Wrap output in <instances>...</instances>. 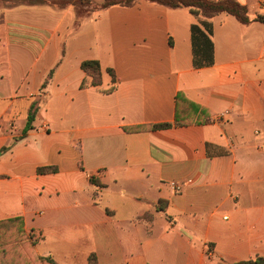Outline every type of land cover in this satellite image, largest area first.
<instances>
[{"label":"crops","instance_id":"crops-1","mask_svg":"<svg viewBox=\"0 0 264 264\" xmlns=\"http://www.w3.org/2000/svg\"><path fill=\"white\" fill-rule=\"evenodd\" d=\"M237 1L250 23L214 16L213 62L197 66L202 19L188 9L140 0L78 19L73 6L0 0V221L23 218L35 257L264 258V0ZM85 61L99 62L100 85Z\"/></svg>","mask_w":264,"mask_h":264},{"label":"trees","instance_id":"trees-1","mask_svg":"<svg viewBox=\"0 0 264 264\" xmlns=\"http://www.w3.org/2000/svg\"><path fill=\"white\" fill-rule=\"evenodd\" d=\"M5 2H17L13 5H50L57 9H64L73 6L78 19L85 15L82 9L86 5L92 4L90 0H3ZM140 0H103L101 4L95 6L97 10H104L113 6L130 7ZM165 6L169 9H188L196 17L203 16L199 24L192 26L193 48L195 55V65L201 66L213 62L212 43V23L211 19L221 13L235 16L241 23H250L249 11L246 6L241 5L237 0H147ZM95 12V9H94ZM257 22L264 24V16H258ZM82 70L91 78V84L98 86L101 84V67L98 61H85L82 63ZM115 78L113 70H108ZM38 103L34 102L28 116L27 125L23 131L25 135L33 128V123L38 113ZM201 110V108H199ZM178 122V118H177ZM172 127V124H157L146 126L144 130H159ZM128 131V129H126ZM138 130L137 128L133 129ZM130 131V130H129ZM2 150L0 153H3ZM55 168H39L40 174L54 173ZM7 244V245H6ZM6 246V247H5ZM0 264H24V262H34L32 264H56L52 259L35 257L32 252V243L24 230L22 217H14L0 221ZM248 264H264V258L258 257L250 260Z\"/></svg>","mask_w":264,"mask_h":264},{"label":"rangeland","instance_id":"rangeland-1","mask_svg":"<svg viewBox=\"0 0 264 264\" xmlns=\"http://www.w3.org/2000/svg\"><path fill=\"white\" fill-rule=\"evenodd\" d=\"M2 1V4L3 5H13V4H18L19 3V1H17V2H10V3H8V2H5V1H3V0H1ZM91 1V3L92 4H90V5H86L83 9H82V11L83 12H87V13H83L84 15H87V14H90V13H92V12H94V9H95V11H98L97 9L98 8H95V6H97V5H99V4H101L102 3V1L103 0H90ZM76 11V10H75ZM200 18L201 19H203V16H200ZM7 245V244H6ZM6 247V246H5ZM1 259V258H0ZM32 263H34V262H24V264H32Z\"/></svg>","mask_w":264,"mask_h":264},{"label":"built area","instance_id":"built-area-1","mask_svg":"<svg viewBox=\"0 0 264 264\" xmlns=\"http://www.w3.org/2000/svg\"><path fill=\"white\" fill-rule=\"evenodd\" d=\"M226 113L220 114L217 117V121H219V122L220 121H223ZM170 187L172 188V190L174 191V193H177L178 194V193L183 192V190L185 189V187H187V182H182V183L171 182L170 183Z\"/></svg>","mask_w":264,"mask_h":264}]
</instances>
